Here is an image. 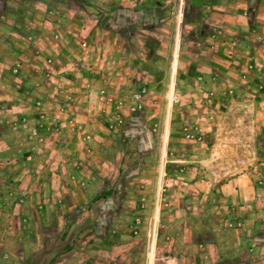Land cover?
<instances>
[{
  "label": "rangeland",
  "instance_id": "rangeland-1",
  "mask_svg": "<svg viewBox=\"0 0 264 264\" xmlns=\"http://www.w3.org/2000/svg\"><path fill=\"white\" fill-rule=\"evenodd\" d=\"M194 1L183 0L178 31V0L154 20L140 16L142 25L134 17L103 16L87 32L88 40L76 41L72 53L77 59L51 65L45 58L27 67L30 75H38L36 83L47 88L48 101L62 100L56 102L58 115L52 117L42 111L40 101L33 105L41 112L28 135L46 157L41 162L21 154L16 162L19 168L37 169L40 185L27 201L38 200L32 208L38 220L29 209L31 218L25 213L16 220L26 234L11 241L10 264H264V236L259 230L244 245L240 242L237 256L219 250V241L205 238L215 233L211 215L217 211L206 208L215 204L209 191L196 195L198 202L177 203L180 198L173 202L168 190L172 186L176 195L184 193L191 182L180 175L179 168L191 166L203 171L206 179L200 182L209 184L205 169L215 161L220 165V154H209L208 145L200 143L214 142L217 113L235 101H244L234 107L244 105L247 113L255 95H262L264 101V88L257 87L264 61H246L238 53L241 49L232 46V36L220 31L224 28L220 15L213 26L221 27L211 28L203 22V10L195 11ZM107 25L119 35L109 28L106 33ZM19 68L11 65L8 75L16 77ZM55 71L64 72V78L58 79ZM196 86L202 87L198 94ZM179 90H186L183 102ZM69 106L71 111L66 110ZM194 112L200 125H212V134L202 136L199 126L189 124L197 123L191 120ZM246 116V127L252 129L250 114ZM15 128L25 130V120ZM58 140L61 151L54 145ZM251 141L257 158L248 161ZM197 148L206 159L212 155L211 162H178L179 155ZM244 148L246 157L232 154L225 163L236 174L239 169L253 172L260 186L263 134L248 140ZM15 178L17 185L24 181ZM35 179L30 176L31 181ZM16 188V193L6 192L11 207L20 195ZM185 196L188 200L192 195L185 192ZM3 201L0 191L1 205ZM17 213L14 207L13 216L19 217ZM227 228L234 229L231 223ZM229 244L225 242L224 247Z\"/></svg>",
  "mask_w": 264,
  "mask_h": 264
},
{
  "label": "crops",
  "instance_id": "crops-1",
  "mask_svg": "<svg viewBox=\"0 0 264 264\" xmlns=\"http://www.w3.org/2000/svg\"><path fill=\"white\" fill-rule=\"evenodd\" d=\"M172 1L141 0L132 3L128 0H0V191L3 193V200L5 199L2 205L0 203V239H3V247L0 248L1 264L11 263L10 258L14 251L11 241L14 242L18 237H23L26 234L24 230H20V226H16V220H19L21 215L25 213H29L30 218L33 216L38 220L37 213L32 211L35 209L38 200L34 199L31 204L27 201L29 193L38 190V185H40V181L37 180L39 177L37 169L30 170L29 167L25 168L22 164V167L19 168L20 165L16 162L21 154V156L26 157L28 155L32 160L41 162L44 160V156L46 157V154L42 155L39 151L38 146L40 145L35 138H30L28 135V130L36 121L38 111L41 112L33 106L34 102L40 101L42 111L52 117L58 115L59 107L57 105L59 104L56 102L62 100L56 98L55 101H48L47 98L50 96L47 88L45 89L36 83L39 80L38 75L33 72L30 75L27 67L30 69L33 62L36 60L41 62L45 58L51 61V65L55 63L68 64L73 61L72 57L77 59L78 56L72 53L76 47V41L88 40L87 32L98 26L97 22L100 21L98 19L103 16L105 18L122 16L123 19L134 17L137 24L142 25L143 23L138 20L140 16L143 18L145 15L154 20L155 16L168 10ZM184 1L186 2V0ZM194 2L197 3L195 11L203 10L201 11L202 16L206 18L203 22L208 23L207 25L211 28L218 29L221 27L220 25L213 26L214 22H218L215 16L220 15L224 24L219 21V24L224 27L220 31L224 35L227 33L232 36V46L241 49L237 52L245 55L246 61H264V0H195ZM178 3L177 31L181 20L183 0H178ZM108 28L111 33L116 32L115 36L119 35L118 30L110 25L101 29L109 33ZM90 56L93 55L88 54V57ZM15 63L20 65V72L16 77H12L8 75V71L11 65ZM55 74H57L58 79L65 76L64 72L61 74L55 71ZM194 90L198 94L202 91V87L196 86ZM185 91L179 90L180 102H183V95H186ZM261 97L262 95H255L252 99V107L247 110V113L250 114L252 129L246 127L247 113L246 108H243L244 105L241 108L234 107V105L244 101H235L226 107L222 113H217L218 119L214 123L213 134L211 132L212 125L210 123L200 125L199 117L194 112L191 120L197 123L189 122V124L199 126L202 136L213 135V143L205 139L200 144L208 145L209 154L212 152V154L214 152L220 154L218 155L220 165L218 161H215V165L210 164V167L205 169L209 184L200 182L204 180V177L206 179V175L199 168L192 166L179 168L180 175L185 179L190 178L191 184L186 185L184 193L179 191V195H176L174 187L168 188L170 196L173 195L174 197L173 202H177L180 198V202L177 203L187 201L192 203V201L197 200L196 195L201 196V193L204 194L208 191L214 195L215 204L206 206V208L214 207L217 210L211 215V221L215 225L213 230L215 233L213 237L205 236V238L219 241V250H223L228 255L237 256L236 251L240 242L244 245V241L249 240L248 238L253 231L259 230L260 235L264 236V180L263 184L259 186L255 182L256 176L253 172L239 169L236 174L231 172L227 166L228 163H225L228 160L226 157H231L232 154L237 155L239 153V157L241 155L244 157V144L248 140L256 139L260 133L264 136V101ZM71 109L73 108L70 106L66 108L69 111ZM184 112L187 113V109ZM41 117L43 118L42 115ZM21 119L25 120L26 129L16 132L15 126L18 127ZM218 126H221L220 130ZM249 130H252L253 138L249 137ZM219 132H221L220 141L216 138V134ZM60 144L59 140L54 143L61 151L62 146ZM217 145H219V149L215 151ZM211 156L206 159L207 156L203 157V150L197 148L195 151H190V154L185 152L183 156L179 155L178 162L183 163L188 162V159H193L191 162L202 165L204 161H210ZM256 158L257 149L255 148L254 160ZM211 160L213 162L214 157ZM15 162L16 164H14ZM33 175L36 177L35 182L30 180V176ZM16 176L20 179L24 178L22 184H15ZM15 186H17L16 190L20 192V195L14 197L12 202L15 206L11 207L12 203L6 201V192L9 190L16 193ZM20 188H24V191H21ZM185 192L192 195L189 196L191 198L188 200ZM14 207L19 210L20 213H17L19 217L13 216ZM28 209L31 210V216ZM229 223L233 225V230L227 228ZM245 224L249 225L247 229L243 227ZM257 235L258 233H255L254 236ZM225 242L230 244L224 247Z\"/></svg>",
  "mask_w": 264,
  "mask_h": 264
},
{
  "label": "water",
  "instance_id": "water-1",
  "mask_svg": "<svg viewBox=\"0 0 264 264\" xmlns=\"http://www.w3.org/2000/svg\"><path fill=\"white\" fill-rule=\"evenodd\" d=\"M240 107H243V105H241ZM218 127H219V130H220L221 126H218ZM248 135H249V137H252V135H253L252 130L248 131ZM216 138H217L218 141L221 140V132L216 134ZM218 149H219V145L216 146V151H218ZM248 153H249L248 161H253L254 157H255V146H254V142L253 141L248 146Z\"/></svg>",
  "mask_w": 264,
  "mask_h": 264
},
{
  "label": "built area",
  "instance_id": "built-area-1",
  "mask_svg": "<svg viewBox=\"0 0 264 264\" xmlns=\"http://www.w3.org/2000/svg\"><path fill=\"white\" fill-rule=\"evenodd\" d=\"M259 79H260V82H258L257 87L258 89H263L264 88V74L259 75Z\"/></svg>",
  "mask_w": 264,
  "mask_h": 264
}]
</instances>
